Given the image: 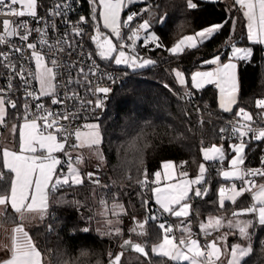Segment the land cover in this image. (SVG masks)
I'll return each mask as SVG.
<instances>
[{"label":"snow or ice","instance_id":"snow-or-ice-1","mask_svg":"<svg viewBox=\"0 0 264 264\" xmlns=\"http://www.w3.org/2000/svg\"><path fill=\"white\" fill-rule=\"evenodd\" d=\"M138 0H89L92 5V19L97 21L93 26L95 35L91 40L95 43V51L84 53L83 37L86 35L83 25L88 23L84 16H80L75 22L68 19V12L72 10L73 4L70 0L58 2L54 7L48 9L51 20L39 17L37 14L38 0H0V9L6 11L3 14H11L17 17L28 16L36 22L37 27H30L28 20L14 23L5 19L3 31L0 32V46H6V50L0 48V76L5 77V83L0 85V125H5L6 117L10 110H15V118L20 122L12 126L15 134L18 130V150L16 148H0V217L12 220L15 227L12 230L11 246L6 247L8 258L0 260V264H44L42 252L38 249L32 236L25 229L23 221L28 214H35L41 221L49 217V197L64 188H74L85 184V180L94 186L108 188V185H101L99 176L95 172H88L83 175L80 165L84 162V157L79 149L88 148L94 150L101 161L104 156L99 152V145L102 143V135L99 123H86L77 125L81 116L80 113L86 106H91V111L97 109L101 113L106 108V101L109 94L113 92L111 87L92 88L93 81L89 75L96 76L99 64L93 58L98 56L101 60L112 61L117 66H126L132 71L146 68L156 64L150 57H141L139 54L129 55L125 48H130L135 53V44L139 40L141 32H144L143 46L153 44L155 49L164 48L172 56L183 55L187 50H198L206 42L215 38L217 34L229 23L225 19L221 23L212 24L201 30L195 31L191 35L184 36L170 48L160 42L159 36L150 31L152 22L156 18V11L151 3L140 8L139 11H129L126 19L121 20V12L129 6L135 5ZM199 0H185L186 8L189 10L198 7ZM22 5L24 10H17L14 5ZM239 5L243 10V16L247 21V39L253 44L264 45V0H234V6ZM159 7V6H156ZM147 14L148 18H143ZM55 17H63L64 23L69 25L70 30H66L57 39H50L49 30L57 31ZM102 20L103 27L110 30L119 43H113L111 36H105L99 26ZM137 21H139L137 23ZM161 24L167 22V13L160 15L158 21ZM128 29L127 36L122 30ZM235 30V22L232 24V31ZM33 33L36 38L29 42ZM18 37L20 43L14 42L13 38ZM71 37V39H70ZM80 39L77 40L76 38ZM126 41H131L129 46ZM231 54L228 62L222 63L219 54L212 59L205 60V64H215L214 71H196L191 74V88L200 90L206 84H214L219 90V107L225 113L233 112V106L238 102L240 92V81L237 72V63L234 61H247L253 55L252 48L237 47L228 41ZM67 51V57H71L77 49H80V57L87 56L91 64L87 66V71L82 64V59L69 61L60 60V54ZM115 54V55H114ZM28 63H25V62ZM34 64V68L32 67ZM68 72L66 82L58 77L63 76V72ZM73 69L77 70L76 79L73 78ZM177 82L181 86H186L187 81L184 72L179 69H172ZM6 73V75H5ZM127 75V73H125ZM81 79L86 82L87 91L91 92L96 99L84 100L78 91L72 90V84H80ZM107 79L115 83L116 80L110 74ZM18 81V83H17ZM38 85V88L34 86ZM63 87L64 93L61 96L59 89ZM164 87L170 92L173 91L169 85ZM22 93V97L13 96ZM102 94V95H101ZM180 100L186 103L192 102L194 93L185 90L182 93H173ZM42 98H50L51 105L61 106L58 111H54L42 101ZM22 99V103L20 100ZM207 107V106H205ZM255 107L262 110L258 115L264 119V99H257ZM197 112L201 109L197 107ZM211 114V113H209ZM238 117L235 123H230V137L224 134L229 132V127H221L219 132L221 138L235 139L236 143L229 144V148L234 155L229 161V169L220 173L225 180L241 181V186L237 187L233 182L230 187L219 189V207L225 208V201L236 204L239 197L246 192L251 194L252 204L247 208L232 212V218L227 219L222 216H209L207 222H200V234L204 237L212 235L213 232L220 231L227 227L230 232L207 241L203 245L192 231L191 221L187 218L193 214V201L197 198L204 199L209 188L206 173L208 169L204 163L199 165L198 175L189 179L186 171H181L177 178L173 175L175 165L173 162H163V177L166 183H162V173L156 171L152 174L154 179H149L147 169L142 173L143 178L137 180L141 191L137 193L141 197V204L145 207L146 215L142 220L132 217L133 227L129 232L137 236H147V226L154 223L159 229V242L151 246V254L158 257L159 264H219L222 257L226 258L227 264H246V258L253 252L252 233L250 229L254 226L253 219L241 220L239 217L252 214L259 225L264 226V183H258L256 178L264 179V156L261 157L258 168H244L247 159L246 149L253 141H264V126L254 128V117L244 108H239L235 113ZM99 119V114L96 116ZM67 122V123H63ZM200 124L204 123L200 119ZM72 129L71 131L69 129ZM74 138V142L72 141ZM202 155L205 161L223 163L226 159V152L223 146L212 145L202 148ZM76 153L73 155V153ZM66 159H62L61 155ZM186 163V162H185ZM66 165V170H65ZM95 191V188L93 189ZM150 192L154 197L155 204L159 207L153 211L149 200L145 198ZM57 203H67L77 208L81 207L79 201H67L59 199ZM100 204L104 211L101 213L105 217L107 231L102 235L121 236L120 227H112L113 220L109 219V214L116 218V223L120 222V217L126 215L124 205L118 202L117 197H113L111 208L106 199H101ZM196 215H199L197 212ZM167 217L179 219L175 229L180 231L181 236L177 240L174 235V226ZM91 220V217L88 218ZM17 220L19 222H17ZM47 230H55L54 224L49 223ZM83 233H88L90 228L85 226L80 229ZM229 235H238L241 241L247 243H235L229 245L227 238ZM264 244V241H261ZM147 244L133 242L131 238L124 240L121 245L122 251L115 254L109 253V264H121L124 251L133 250L145 258L149 259V264H153L146 250ZM207 254V255H205ZM87 252H81V256H87ZM99 264V261H97Z\"/></svg>","mask_w":264,"mask_h":264},{"label":"trees","instance_id":"trees-1","mask_svg":"<svg viewBox=\"0 0 264 264\" xmlns=\"http://www.w3.org/2000/svg\"><path fill=\"white\" fill-rule=\"evenodd\" d=\"M197 2V0H194ZM151 3L156 11V18L152 22V28L160 38L165 48L172 47L182 37L193 34L212 24L229 23L215 38L206 42L198 50H187L183 55L174 57L164 48L155 49L149 43L143 46V40L137 44L141 57H150L156 64L132 71L126 66H117L112 61H101L107 66L115 67L129 73V76L120 85L109 105L107 114L98 120L103 134L102 154L104 160L101 164L89 166L92 159L83 155V170L95 171L100 176L101 185L108 188L94 186L85 180L82 186L64 188L51 195V212L49 218L41 224L30 227V233L40 249L49 258L50 264H109V253L118 254L122 251L121 245L129 238L138 239L140 243H146V250L153 264H159L158 257L151 254V244L158 240L159 229L150 222L147 226V236H137L129 232L133 227L132 217L142 220L146 215L145 207L141 204V197L136 193L141 189L137 180L142 179L145 169L149 179H153V173L159 171L164 161L172 160L176 163L178 171H186L188 177L198 174L199 165L203 162L202 148H207L216 143H223L230 154L229 142L221 140L219 129L230 127V123L236 116L239 108L249 111L260 125L264 124L255 107L257 99H264V47L261 44H253L247 39L246 19L239 5L234 6V0L206 1L199 0L198 7L193 10L186 8L185 0H144L125 8L123 16L129 11H139L146 4ZM75 16L86 17L89 22L88 46L92 52L96 21L92 19V7L89 0H73ZM159 6V7H156ZM167 13V22L161 24L158 21L160 15ZM148 18L147 14L143 17ZM235 22V30L232 24ZM139 21H137L138 23ZM128 31V30H127ZM127 35V33H126ZM235 45L251 46L252 57L239 63L240 92L238 102L233 112L225 113L218 106V90L209 85L200 90L191 88V74L198 68L206 66L205 60L219 54L222 59H227L231 48L228 43ZM172 69H181L184 72L187 88H183L176 80ZM167 84L170 92L164 87ZM191 90L194 95L192 102L186 103L173 93H182ZM207 106V107H205ZM197 107L201 109L197 112ZM15 110H10L6 117L7 126L16 122ZM211 113V114H209ZM204 123L200 124V119ZM7 127L4 126V131ZM4 134V133H3ZM3 134L0 139V148L6 146L7 138ZM247 159L245 163L259 166L264 155V141H253L246 149ZM186 162V163H185ZM219 162H207V184L209 188L204 199H195L193 214L187 219L195 229L196 238H203L200 234L199 223L209 216L232 215L233 211L246 208L251 205V195L245 193L239 197L236 204L227 202L224 209H220L217 189L224 180L220 175ZM213 171L210 175L209 172ZM258 181H264L259 178ZM95 188V191L93 189ZM123 204L126 215L120 217L119 223H113L112 227H120L121 236H107L101 233L107 231L105 217L101 214L103 206L101 199H106L108 205L113 203V197ZM152 194L147 193L150 206L156 211L157 206L151 199ZM59 199L67 201H79L82 205L77 208L67 203H57ZM199 215H196V213ZM139 216H142L141 218ZM91 217V220L88 218ZM116 221L115 217L108 216ZM174 226V235L178 236L175 225L179 219L167 217ZM54 224L55 230L49 232L46 223ZM17 222H19L17 220ZM3 224H14L12 220L2 217ZM89 227L88 233L80 231L83 227ZM180 233V232H179ZM253 252L246 258V264H264V227L254 223ZM234 238H231L233 241ZM241 240V239H240ZM81 252H87L85 257ZM149 264V259H144ZM122 264V261H121ZM171 264V262H169ZM186 264V263H185Z\"/></svg>","mask_w":264,"mask_h":264},{"label":"built area","instance_id":"built-area-1","mask_svg":"<svg viewBox=\"0 0 264 264\" xmlns=\"http://www.w3.org/2000/svg\"><path fill=\"white\" fill-rule=\"evenodd\" d=\"M58 2H63V0H38V8H37V14L39 17H45L49 20L52 19V17H50L48 15V9L49 8H52L54 7V5ZM70 2L73 4V0H70ZM90 4V3H89ZM90 6L92 7V5L90 4ZM13 7L17 8V10H24L23 6L18 4V5H14ZM6 11L4 9H0V32L3 31V21L5 19L9 20V21H12L14 23H19L20 21L22 20H28L29 21V24H30V27H37V26H42V23L41 25H37L36 22L34 20H32L31 17H28V16H24V17H17V16H14V15H11V14H3V12ZM75 6L73 4V8L72 10H70L68 12V19L75 22L76 20H78V18L75 16ZM129 13V12H128ZM127 13V14H128ZM127 14H125L123 16V19H126L127 17ZM55 20H56V23H57V31L56 32H53L51 29L49 30V36H50V39H57L59 37H61L63 35V33L66 31V30H70L69 28V25L65 24L63 21H64V18L63 17H55ZM97 23V21H96ZM83 27L85 28V32H86V35L83 37V43H84V48H83V52L84 53H87L90 50L89 46H88V41H87V36H88V32L90 30V25H89V22L85 25H83ZM128 29L127 28H124L122 30V33L123 35L127 36L126 33L128 34ZM36 33H33L32 36L30 37V40L29 42H32V40H34L36 38ZM71 39V37H70ZM77 40H79L80 38L77 37L76 38ZM14 42H16L17 44L20 43L18 37L16 38H13ZM126 43L131 46L132 42L131 41H126ZM0 48H3L6 50V46H0ZM126 49H129V52L130 53H133L131 52L130 48H126ZM67 50L66 49V52L65 53H61L60 54V60L63 61L64 59H68L69 61H74V60H78V59H82V64L79 65V66H84L85 67V70L87 71V66L91 64V61L88 60L87 56L84 55L82 58L80 57V49H77L76 52L73 53V55L71 57H67ZM135 54H139V50H138V47L137 45L135 44ZM97 64H99V69L97 70V75L96 76H91L89 75V79H91L93 81L92 83V88L94 89L95 87H111L113 89V92L109 94V97L106 101V108L105 110L101 113V111L99 109L96 110L95 113H93L91 111V106H86L84 110L81 111L80 113V116L81 118L76 121V124L77 125H83V124H86V123H93L94 121H98L99 119H101L102 117H104L108 110H109V105H110V102L112 100V97L113 95L115 94V92L117 91V89L120 87V85L125 81V79L129 76V73L126 72V71H123V70H120L118 68H115V67H111V66H107L105 65L104 63H102L100 60H98L95 56L93 57ZM25 63H28L27 61ZM32 67L34 68V64H32ZM61 71L63 72V76L62 77H58V82L62 79L66 82L67 80V77H68V72L64 71L63 69H61ZM0 72H4V69L0 68ZM77 70L76 69H73V78L76 79L78 78L77 75ZM125 73H127V75H125ZM107 74H110L112 77L115 78L116 82L115 83H112L111 80L107 79ZM6 75V73H5ZM5 83V77L3 76H0V85H3ZM18 83V81H17ZM34 86L38 88V85H35V82H34ZM71 89L72 90H75V91H78L81 98H83L85 101L88 100V99H92V100H95L96 97L91 93V92H88L87 91V85H86V82L83 81L81 79V83L80 84H72L71 86ZM64 88L61 87L59 89L60 91V94L61 96H63V93H64ZM102 95V94H101ZM17 97H22V93L20 92H17L13 98L16 99ZM22 99L20 100V103H22ZM41 102H44L46 104L47 107H50L51 109H53L54 111H58L60 109L61 106L59 105H51L50 104V98H42V101ZM97 114H99V119L96 118ZM16 119V118H15ZM238 117L235 116L233 118V121L231 123H235L237 121ZM17 120V119H16ZM18 121V120H17ZM255 123H253V127L254 128H257V127H260V126H264L263 125H260L258 123L257 120H255ZM63 123H67V122H63ZM230 125V124H229ZM4 126L7 127V123H5V125H0V139H1V135L3 134L4 132ZM70 131L72 130L71 128L69 129ZM226 137H230L231 135V131H230V127H229V132L228 133H225L224 134ZM221 140L223 142H229V143H236L237 141L235 139H227V138H221ZM71 142H74V138H72V141ZM80 150V149H79ZM78 150V151H79ZM76 153L74 152L73 155H75ZM58 155H61V158L62 159H66L62 156V154H58ZM264 156V155H263ZM261 165L259 166H253V165H249L247 163L244 164V168H258L260 167ZM220 167L219 166H214V170H217L219 169ZM65 170H66V165H65ZM88 172H95V171H91V170H86L85 171V176ZM213 171H210L209 174L211 175ZM98 176L99 174L97 172H95ZM99 179H100V176H99ZM257 181L259 178H256ZM236 183L241 186V181L237 180ZM169 222L171 223V220H169ZM49 224V223H48ZM207 255V254H205Z\"/></svg>","mask_w":264,"mask_h":264},{"label":"crops","instance_id":"crops-1","mask_svg":"<svg viewBox=\"0 0 264 264\" xmlns=\"http://www.w3.org/2000/svg\"><path fill=\"white\" fill-rule=\"evenodd\" d=\"M142 1H144V0H141V1H139V2H142ZM206 1H212V0H206ZM138 3V2H137ZM125 10V9H124ZM124 10L121 12V20L123 19V13H124ZM243 12V11H242ZM99 26H100V30H101V32L105 35V36H111V33H110V30H108V29H105L104 27H103V22H102V20H100L99 21ZM151 31L153 32L154 30L153 29H151ZM94 33V32H93ZM156 33V32H155ZM157 35V34H156ZM189 35H191V34H189ZM158 36V35H157ZM187 36V35H186ZM112 37H114V36H112ZM115 38V37H114ZM183 38V37H182ZM181 38V39H182ZM142 39V38H141ZM180 39V40H181ZM94 43V42H93ZM177 43V42H176ZM95 48H96V46H95V43H94V45H93V49H94V51H95ZM115 55V54H114ZM98 57V56H97ZM99 58V57H98ZM100 59V58H99ZM212 59V58H211ZM101 60V59H100ZM210 60V59H209ZM102 61V60H101ZM103 61H105V60H103ZM105 62H108V61H105ZM113 64H115L114 62H113ZM217 67V65H215V64H206V66H204V67H201V68H198V69H196L194 72H196V71H214L215 70V68ZM193 72V73H194ZM238 77H239V67H238ZM209 85H213V86H215L214 84H207V85H205L204 87H207V86H209ZM216 87V86H215ZM218 90V89H217ZM238 98H239V95H238ZM218 106H219V90H218ZM234 107H235V105L233 106V110H234ZM220 108V107H219ZM221 110V109H220ZM238 111V110H237ZM249 112V111H248ZM250 113V112H249ZM20 122L19 121H17L16 120V122L14 123V124H19ZM13 124V125H14ZM7 141H6V146L5 147H9V148H16L17 150H18V130H17V132L15 133V134H9V136L7 137ZM100 148H102V145L100 146ZM230 149V148H229ZM225 152L227 153V155H231V154H233L232 152H231V149H230V154H228V152H227V150H226V148H225ZM228 160V159H227ZM164 162H173L174 163V165L176 166L175 167V170H174V172H173V175L175 176V177H177V178H180V179H183V177H179V171H178V168H177V165H176V163L174 162V161H172V160H168V161H164ZM163 164V163H162ZM220 164V173L223 171V168L226 166L225 165V163H219ZM83 163L79 166L81 169H82V171L84 172V170H83ZM161 173H162V183H166V182H168V181H166L165 180V178L163 177V168H162V165H161V168H160V170H159ZM84 174H85V172H84ZM222 176V175H221ZM187 178H189V177H187ZM154 179V178H153ZM190 179V178H189ZM228 181V180H227ZM237 181V180H236ZM151 199H152V201L155 203V200H154V197H152L151 196ZM252 198H251V204H252ZM156 205V204H155ZM157 206V208L159 207L158 205H156ZM49 212H51V195H50V197H49ZM50 216V215H49ZM49 217H47L44 221H41L40 219H39V217L38 216H36L35 214H28V216H27V218L23 221V223H24V227H25V229L29 232V234L31 235V233H30V227L31 226H33V225H37V224H41V223H44L47 219H48ZM250 219H253V221H254V223L256 224V225H258V226H261V225H259L258 224V222H256L255 221V219H254V215H251V218ZM15 227V224H12V225H9V224H3L2 223V217H0V260H4V259H7L8 258V252L6 251V247H10L11 246V235H12V230H13V228ZM261 227H264V226H261ZM251 231V230H250ZM32 236V235H31ZM33 238V237H32ZM177 238L179 239L180 238V233L178 232V236H177ZM196 238V237H195ZM199 240H200V243L203 245L204 243H206L207 241H210V240H213L214 238H212V237H204L203 236V238H198ZM33 240H34V238H33ZM132 240H134V239H132ZM241 241V240H240ZM34 242L36 243V241L34 240ZM238 241H235V240H233V241H230L229 243H230V245L232 244V243H237ZM243 243L245 242V241H242ZM251 243H252V247H253V245H254V242H253V239L251 240ZM36 245H37V243H36ZM37 247H38V249L42 252V254H43V257H44V264H50V261H51V259L50 258H48L46 255H45V253H44V251L42 250V249H40L39 248V246L37 245ZM222 262H223V264H227V260H226V258H223L222 257V260H221V262H219V263H221L222 264Z\"/></svg>","mask_w":264,"mask_h":264},{"label":"rangeland","instance_id":"rangeland-1","mask_svg":"<svg viewBox=\"0 0 264 264\" xmlns=\"http://www.w3.org/2000/svg\"><path fill=\"white\" fill-rule=\"evenodd\" d=\"M139 1H141V0H138V2ZM212 1H218V0H212ZM243 11V10H242ZM246 24H247V21H246ZM247 28V27H246ZM150 31H151V29H150ZM153 32H155V31H153ZM157 34V33H156ZM93 35H95V31H94V33H93ZM144 35H145V33L144 32H141V34H140V37L142 38H140L139 40H137L136 41V45L138 44V42L140 41V40H143V37H144ZM111 38L113 39V43H119V41H117L116 40V38H114V37H112L111 36ZM262 45V44H261ZM237 47H240V48H252L251 46H242V45H236ZM263 47H264V45H263ZM125 51L129 54V55H133V54H135V53H130L129 52V49H126L125 48ZM230 54H231V52H230ZM221 62L222 63H227L228 62V59H222L221 58ZM234 62H236L237 63V72H238V67H239V63L241 62V61H234ZM180 71H182L181 69H179ZM207 85V84H206ZM183 88H187V84H186V86H182ZM93 123H99L98 121H94ZM100 124V123H99ZM12 126H13V124H10V125H8L7 126V128L5 129V131L3 132L4 134H3V136H4V138H7L8 136H9V134H12L13 132H12ZM100 131H101V126H100ZM101 135H102V137H103V134H102V131H101ZM102 143H103V139H102ZM102 143L99 145V152L100 153H102V150H101V148H100V146L102 145ZM231 144V143H230ZM213 145H216V146H223V148L225 149V146H224V144L223 143H216V144H213ZM211 147V146H210ZM208 148V147H207ZM79 152H81L82 153V155H86V156H89L91 159H92V161H91V163H89V164H87L88 165V167L89 166H93V165H95V164H101V160L99 159V157H98V155L96 154V152L94 151V150H91V149H88V148H83V149H80L79 150ZM232 155H234V153L233 154H231L230 156L229 155H227V153H226V159L224 160V162L223 163H225V167L223 168V171H225V170H230L229 169V161H230V159H231V156ZM203 156V155H202ZM228 159V160H227ZM207 162H209V161H205L204 159H203V162L202 163H204L205 164V166H206V168H207ZM80 171H81V173L83 174V175H85L84 174V172L82 171V169L80 168ZM222 171V172H223ZM180 173V172H179ZM198 175V174H197ZM196 175V176H197ZM195 176V177H196ZM206 176H207V173H206ZM86 177V176H85ZM195 177H189L190 179H193V178H195ZM222 179L224 180L223 182H221L220 184H219V186H218V189H217V194H218V201H219V189L223 186V187H225V188H228V187H230L231 186V184L233 183V182H235L236 183V181H232V180H225L223 177H222ZM258 183H264V181H258ZM236 185H237V187H240L237 183H236ZM138 193V192H137ZM137 193H136V195H137ZM247 193V192H246ZM250 194V193H249ZM251 195V194H250ZM137 196H139V195H137ZM140 197V196H139ZM227 202H229V201H225V205L227 204ZM112 205V204H111ZM111 205H108L109 206V208H111ZM125 208V207H124ZM247 208V207H246ZM104 211V208H102L101 209V212H103ZM110 215V214H109ZM251 215L252 214H249V215H244V216H241V217H239V219H241V220H248V219H250L251 218ZM221 216V215H220ZM140 218L142 217V216H139ZM222 217H224L225 218V223H226V221H227V219H229V218H232V215H229V214H224V215H222ZM139 219V218H138ZM207 219H208V217L205 219V220H203L202 222H207ZM114 223H116V221H113ZM48 223H50V221L48 220V222L46 223V227H47V225H48ZM178 223H179V221H178ZM251 231V233H252V239H254V226H253V228L252 229H250ZM192 231L193 232H195V229H193L192 228ZM230 231H234V230H230V229H228L226 226L225 227H223V228H221L220 229V231H216V232H213L212 233V235H210V236H208V237H212V238H216V237H218V236H221V235H223V233H225V232H230ZM180 232V231H179ZM180 236H181V233H180ZM177 237V236H176ZM231 238H234L233 240H235V241H238V242H241V243H243L242 241H240V237L238 236V235H229L228 236V238H227V243L230 245V241H231ZM136 240V242H140V241H138V239H135ZM177 240H178V238H177ZM135 242V241H134ZM159 242V240H157V241H155V242H153L152 244H151V246L153 245V244H156V243H158ZM237 242V243H238ZM244 243H247V242H244ZM232 244H235V243H232ZM49 258L52 260V256L50 255L49 256ZM144 259H145V257L144 256H142V255H140V254H138V253H135L133 250H127V251H124V253H123V256H122V264H148V263H145V261H144ZM186 263V262H185ZM219 264H221V263H219ZM222 264H223V262H222Z\"/></svg>","mask_w":264,"mask_h":264}]
</instances>
